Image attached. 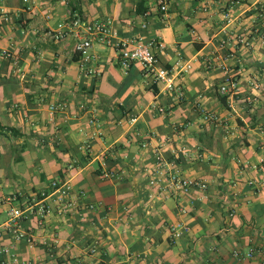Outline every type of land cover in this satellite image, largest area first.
I'll list each match as a JSON object with an SVG mask.
<instances>
[{
	"label": "crops",
	"instance_id": "0c3cea01",
	"mask_svg": "<svg viewBox=\"0 0 264 264\" xmlns=\"http://www.w3.org/2000/svg\"><path fill=\"white\" fill-rule=\"evenodd\" d=\"M160 5L0 0V182L24 181L10 193L0 183V200L41 199L57 179L73 196L86 192L44 227L25 223L36 246L0 236V264H263L264 0H169L163 12ZM69 9L114 19L123 38L161 40L162 65L179 58L191 65L177 76L185 96L166 91L139 63L125 65L112 46L96 43L97 60L83 67L75 37L48 34ZM5 51L20 58L21 71ZM224 66L240 94H222ZM93 67L99 75L88 74ZM54 104L63 107L53 114ZM203 108L217 119L206 120ZM157 149L208 189L154 188ZM110 169L123 178L105 179ZM12 205L20 202L0 201L1 222ZM179 222L190 230L174 238ZM46 243H55L54 257ZM250 246L255 258L237 262L234 250Z\"/></svg>",
	"mask_w": 264,
	"mask_h": 264
},
{
	"label": "built area",
	"instance_id": "2783aa9c",
	"mask_svg": "<svg viewBox=\"0 0 264 264\" xmlns=\"http://www.w3.org/2000/svg\"><path fill=\"white\" fill-rule=\"evenodd\" d=\"M169 0H160L161 9H167ZM229 16V14H227ZM49 36L53 40H64L68 37H75L76 52L81 56L82 65L86 67L90 62L97 60V54L94 52L95 44H102L114 47L123 58L125 65L129 66L131 62L139 63L143 69L150 74L156 83L163 86L166 91L177 92L182 98L185 96L183 87L177 83V76L180 72L190 68L189 63L179 58L174 67L162 65L159 52L165 46L159 39L146 40L142 36L123 38L120 36L119 29L115 25V20L107 19H91L83 13L69 9L67 17L60 21L55 28L48 31ZM264 42V41H263ZM3 56L12 58L14 65L21 71L20 58L14 56L12 52L5 51ZM226 76L221 84V92L225 95H238L241 93L242 86L239 79L231 74L227 67ZM88 74L99 75L97 68L93 67L88 70ZM253 85L256 83L253 81ZM62 105L54 104L51 106V111L54 114ZM204 118L206 120H216L217 115L203 108ZM132 121H136V117H132ZM146 145V144H145ZM180 151L188 154V149L183 147ZM156 167L152 171L150 184L158 188L161 192L171 191L174 193H188L193 189L206 191L208 183L205 180L188 177L174 167V163L165 157L161 149L156 151ZM257 167V166H255ZM102 176L105 179H121L122 175L113 169L104 170ZM53 192L50 195L43 194V198L28 197L24 202L20 201V196H13L4 199L8 202L18 201L20 205H12L7 210L8 219L4 222L0 221V236L4 233H10L16 241L26 240L30 247L37 245L36 236L31 231L27 230L24 225L28 221L35 220L39 227H44L48 218L55 212L63 213L66 209L78 206L79 200L86 197V192L81 191L78 195L70 194V185L66 181L60 179L52 182ZM48 197L52 200H48ZM0 200V201H4ZM87 207L95 209L96 203H89ZM190 227L179 222L171 226L173 237H179L185 232H189ZM48 249L51 250V256H55V243H46ZM264 255V248L261 249ZM258 252L256 246H250L243 250L238 247L234 250L233 255L237 262L242 263L251 261L255 258ZM15 262H20L16 255H13ZM20 264H34L30 260H23ZM59 264V263H55ZM264 264V260H263Z\"/></svg>",
	"mask_w": 264,
	"mask_h": 264
},
{
	"label": "rangeland",
	"instance_id": "374dc122",
	"mask_svg": "<svg viewBox=\"0 0 264 264\" xmlns=\"http://www.w3.org/2000/svg\"><path fill=\"white\" fill-rule=\"evenodd\" d=\"M20 179H22V177H19ZM10 179H11V185L10 187H6L4 184H5V178L3 179L2 183L3 184V188H4V191L6 193H10L11 191H15L17 190L18 188H21L23 186V179L22 180H18V177H14V176H10Z\"/></svg>",
	"mask_w": 264,
	"mask_h": 264
},
{
	"label": "trees",
	"instance_id": "16d2710c",
	"mask_svg": "<svg viewBox=\"0 0 264 264\" xmlns=\"http://www.w3.org/2000/svg\"><path fill=\"white\" fill-rule=\"evenodd\" d=\"M160 7H161V5H160ZM161 11L163 12V10L161 9ZM139 12H141V11H139ZM143 13H145L146 12V10H143L142 11ZM173 159V158H172ZM40 198H42V196H40ZM264 248V247H263ZM263 248H261V249H263Z\"/></svg>",
	"mask_w": 264,
	"mask_h": 264
}]
</instances>
